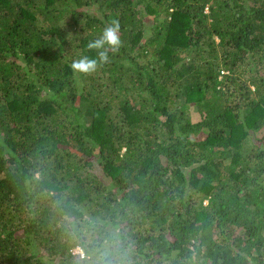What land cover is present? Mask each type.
<instances>
[{"label":"trees","instance_id":"1","mask_svg":"<svg viewBox=\"0 0 264 264\" xmlns=\"http://www.w3.org/2000/svg\"><path fill=\"white\" fill-rule=\"evenodd\" d=\"M0 264H264V0H0Z\"/></svg>","mask_w":264,"mask_h":264},{"label":"clouds","instance_id":"2","mask_svg":"<svg viewBox=\"0 0 264 264\" xmlns=\"http://www.w3.org/2000/svg\"><path fill=\"white\" fill-rule=\"evenodd\" d=\"M120 31L119 20H112L106 26L98 38L89 41L87 48L89 51H94V56L85 55L71 64V69L74 73L91 74L97 70L100 65L109 62V50L115 51L121 45V40L118 35Z\"/></svg>","mask_w":264,"mask_h":264},{"label":"rangeland","instance_id":"3","mask_svg":"<svg viewBox=\"0 0 264 264\" xmlns=\"http://www.w3.org/2000/svg\"><path fill=\"white\" fill-rule=\"evenodd\" d=\"M149 22V21H148ZM146 35H148V31L146 32ZM74 255H80L81 258L84 256L83 252L79 249V248H76L74 250Z\"/></svg>","mask_w":264,"mask_h":264}]
</instances>
